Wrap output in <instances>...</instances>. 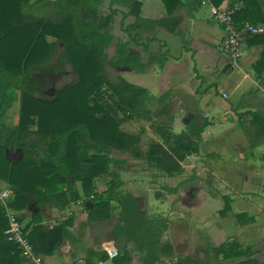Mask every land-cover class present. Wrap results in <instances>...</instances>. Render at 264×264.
Instances as JSON below:
<instances>
[{"label":"crops","instance_id":"crops-1","mask_svg":"<svg viewBox=\"0 0 264 264\" xmlns=\"http://www.w3.org/2000/svg\"><path fill=\"white\" fill-rule=\"evenodd\" d=\"M137 1L135 14L128 13V5L121 0L112 5L108 0L106 7L102 0L100 6L103 12L113 10L108 30L113 39L107 47L118 38L116 44L125 43L129 53L137 54L136 69L117 68L126 82L145 91L141 109L149 112L153 101H158L150 114L165 117L169 131L191 136V125L201 130L197 139L192 137L197 152L178 160L177 171L164 174L152 168L148 172L144 165L145 175L151 176L145 189L133 179L125 181L129 165L121 171L122 189L139 200L140 211L168 225L160 237V258L155 264L178 260L264 264V136L250 113L239 116L246 111L264 114V70L256 74L252 67L264 46L246 38L238 65H229L220 47L224 32L211 9L231 8L230 0L218 6L210 0ZM5 156L12 162L22 157L15 150H7ZM105 175L98 178L107 182ZM104 179L96 192L107 188ZM163 179L168 182L164 192L149 187ZM0 188H9L12 200L10 184L0 179ZM73 189L78 196L64 206L41 204L33 198L20 210L9 206L24 226L67 230L69 236L51 254H38L42 264H113L124 249L130 255L126 264H143L133 241L105 236L108 220L88 218L81 183L75 182ZM114 242H119V255L109 258L105 249ZM225 243L230 247L221 250Z\"/></svg>","mask_w":264,"mask_h":264},{"label":"trees","instance_id":"trees-1","mask_svg":"<svg viewBox=\"0 0 264 264\" xmlns=\"http://www.w3.org/2000/svg\"><path fill=\"white\" fill-rule=\"evenodd\" d=\"M113 1L118 0H110L109 4ZM121 1L128 5L131 14L140 4L137 0ZM221 1L210 0L215 6ZM230 1V6L240 4L233 15L236 23L263 26V32L253 35L250 42L264 46V0ZM101 5L102 0H0V98L10 89L19 97L18 123L5 127L0 135V179L13 190L8 204L15 210L24 208L30 198L41 204L64 206L78 196L73 187L80 182L83 194L94 196L84 201L88 218L109 219L115 203L117 223L111 237L133 241L143 264H155L160 258V237L168 225L165 220L148 218L140 211L139 200L123 191L120 172L125 170L127 159L112 157L110 151L139 153L147 168L171 174L179 169L178 160L185 154L197 152L192 137L197 139L201 130L191 125L194 135L189 136L163 126L160 133L165 146L153 140L141 151L140 133L120 128L124 121L141 117L139 109L145 91L124 80L113 83L105 77L104 63L136 69L138 58L126 50L125 43L116 44L115 54L107 57L105 49L113 39L108 31L113 10L104 13ZM48 37L54 40L49 42ZM60 42V61L71 66L75 81L51 100L36 98L32 94L36 82L30 72L48 62ZM252 67L256 74L264 70V49ZM103 85L109 90L112 103L101 102ZM117 110L123 112L121 117ZM2 113L0 105V116ZM248 113L264 136V114L246 111L239 116ZM5 141L22 147V157L9 161L4 153ZM101 174L110 177L102 194L96 192L93 183ZM6 227L7 218L0 204V264H33L22 257L17 244L6 240ZM24 230L37 254H51L69 236L62 226L27 224ZM223 246L229 245L219 248L222 250ZM129 260L124 249L113 264H126ZM173 264L197 263L178 260Z\"/></svg>","mask_w":264,"mask_h":264},{"label":"rangeland","instance_id":"rangeland-1","mask_svg":"<svg viewBox=\"0 0 264 264\" xmlns=\"http://www.w3.org/2000/svg\"><path fill=\"white\" fill-rule=\"evenodd\" d=\"M107 1L108 0H103V3H104L103 7H106ZM50 13L51 12H48L47 14H50ZM104 13H107V12H104ZM118 25L119 24L117 21L115 26H118ZM47 39L49 42H52L54 40L53 38H50V37H48ZM117 41H118V38L114 39V42L118 43ZM116 43H113L114 45H111L106 48L105 51L107 55H111L114 52V46H116L115 45ZM61 53H62V43L60 42L55 45L48 62L42 65H39L31 70L30 73L33 75V79H35L34 82H36V83H33V90H32V94L34 97L43 99V100L52 99L51 97H48L45 94H43V92L42 93H38V92H40L41 88L44 89V88H48V87L55 86V85L59 87V89H62L65 86H68L72 82L75 81L76 75L74 71L72 70L71 66L68 63H62L60 61ZM56 61H59V65L61 66V68H59V71H57L56 73L62 72L63 74L61 75V77L54 80V78L50 77V74L44 76V74L53 72V70L55 69L53 65ZM103 73L105 77H107L113 83H118L119 81L121 83V81L123 80L126 82V80L122 77L120 70L117 67L111 66L110 64H108V62L104 63L103 65ZM35 85H37L40 89L39 88L34 89ZM106 88H107L106 85L102 86L103 92H102L101 102L104 101V102L112 103L113 101L111 100V98H108L109 90H107ZM156 104H158V101H153V103L150 105L151 108H148L149 109L148 113H144V110L140 108L139 109V112L141 114L140 118H136V117L134 119L131 118L120 124L121 129H124L133 134H136L138 132L140 133L139 146H140L141 151H145L147 149L148 144L153 140H157L158 142L163 141L164 137L162 133H160V129L161 128L163 129L164 125L168 126V124H170L165 121V117H163L162 115L154 116L150 114L152 107L153 106L155 107ZM0 105L2 106V109H3V113L0 116V122L2 121V124L5 123L6 125H10V127L16 126L18 123V115H19V97H18L17 92L10 89L4 96L0 98ZM117 114L121 117L123 115V112L121 110H117ZM4 128H5V125H0V135L3 133ZM183 129H186V127H184ZM153 137L157 139H154ZM35 141L37 142L36 138H35ZM37 143L42 144L41 141H38ZM8 147L9 149H7ZM7 150L9 152H13V150H15L17 151V153L21 155L23 154L22 147L17 146L16 144H13L11 142L8 143L5 141L4 153H6ZM110 152H111L110 155L112 157L127 159L126 166L129 165L130 168L126 170L127 171L126 175L124 174V176H126L125 177L126 182H132L131 179H133V181L135 180L136 182L140 183L139 185L140 188L142 187L144 189L145 187H147V186H144V183L145 185H149L151 183L150 174L148 173V176H146L143 170L145 169V166H146L145 163L143 165L133 163V162L142 163V159L140 158L139 153H136L135 155H131L129 152H123V151H119L115 149H112ZM139 167H141L142 169ZM140 169H141V172L140 174H138L137 172L140 171ZM150 170L152 169L148 167V172H150ZM100 176L103 177V174H101ZM122 176H123V173L121 172V177ZM105 177L107 179V182H105L106 180L104 178H101V179H104V184L107 186L110 177L108 175L107 176L105 175ZM101 179H99L98 177L94 179L93 183H94L95 190L99 184H103V180L100 182ZM155 183L156 185L149 186V187L155 188L154 189L155 191H163L164 190L163 185H166L168 182L167 180L163 179V180H157ZM100 193L102 194V191ZM93 197L94 196L92 194H89L88 196L83 195L84 200H91L93 199ZM111 208L113 209V211H112V214L110 215V218L107 219L109 223L106 225V228H105L106 230H104L105 236L109 238L111 237L110 235H112V230H108V227L112 226L115 223L116 217L114 215L117 214L116 205L112 203ZM103 221H106V220H103Z\"/></svg>","mask_w":264,"mask_h":264},{"label":"built area","instance_id":"built-area-1","mask_svg":"<svg viewBox=\"0 0 264 264\" xmlns=\"http://www.w3.org/2000/svg\"><path fill=\"white\" fill-rule=\"evenodd\" d=\"M238 8L239 5H233L231 8L211 9V16L224 32L220 41L221 50L227 56L228 63L233 68L239 63L244 40L263 32V26L261 25H255L249 22L236 23L233 15ZM11 196L12 192L9 188H0V204L4 208L7 218V227L4 231L5 238L7 241L19 246L22 257L27 261L33 264H42L38 254L34 251L32 243L27 237L24 225L18 219V216L10 211L8 202ZM105 250L109 258H114L119 255V250L115 245H111Z\"/></svg>","mask_w":264,"mask_h":264},{"label":"flooded vegetation","instance_id":"flooded-vegetation-1","mask_svg":"<svg viewBox=\"0 0 264 264\" xmlns=\"http://www.w3.org/2000/svg\"><path fill=\"white\" fill-rule=\"evenodd\" d=\"M53 66L55 67L53 72L48 73V74H44V76L50 74V77H52V78H54V80H56L57 78H60L63 73L62 72L61 73L60 72L56 73L57 71H59V68H61V66L59 65V61H56ZM35 88H39V87L37 85H35L34 89ZM59 90H60L59 87H57L55 85V86H51V87L44 88V89L41 88L40 92H38V93H42L43 92V94H45L46 96L51 97L53 99V98H55V96H56V94L58 93ZM49 100H51V99H49ZM0 125H5V127H10V125H6L5 123L2 124V121L0 122Z\"/></svg>","mask_w":264,"mask_h":264},{"label":"water","instance_id":"water-1","mask_svg":"<svg viewBox=\"0 0 264 264\" xmlns=\"http://www.w3.org/2000/svg\"><path fill=\"white\" fill-rule=\"evenodd\" d=\"M115 220H117V219H115ZM113 229H114V226L108 227V230H113ZM114 245L119 246V242H114Z\"/></svg>","mask_w":264,"mask_h":264}]
</instances>
